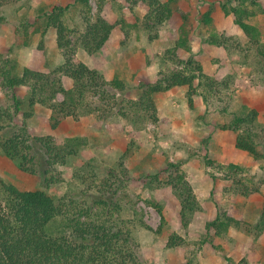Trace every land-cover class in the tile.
<instances>
[{
	"label": "rangeland",
	"instance_id": "1",
	"mask_svg": "<svg viewBox=\"0 0 264 264\" xmlns=\"http://www.w3.org/2000/svg\"><path fill=\"white\" fill-rule=\"evenodd\" d=\"M227 1L173 0L170 17L147 28L142 22L146 8L141 1L89 0L91 15L101 5V14L114 29L100 51L89 54L79 47L77 56L106 80H123L129 90L117 94V100L105 102L86 93L77 112L61 119L54 129L49 108L37 104L28 131L34 136L51 135L60 146L75 144L77 155L54 165L45 178L40 172L22 171L19 160L7 157L0 146V177L21 190H46L62 201L72 219L81 208H94L91 195L112 178V190L120 185L112 199L122 205L121 218L133 229L141 264H264V233L253 236L233 227L213 235V244H200L205 223L219 209L241 207L244 220L254 225L264 206V56L233 22V15L224 13L221 5L228 8ZM237 3L241 2H233ZM55 5L66 8L68 26L83 29L76 0H20L8 5L0 22V67L7 59L18 74L24 67L48 73L61 64L55 30H48L42 42L37 30L39 16ZM261 5L264 8V0ZM242 7L255 12L246 21L260 28L264 41L263 15L248 2ZM207 14L209 23L204 22ZM211 36L220 44H209ZM189 57L214 82L210 93L207 87H199L190 107L187 87H174L154 95L162 122L124 117L127 101L136 97L139 83L155 81L160 68L174 67L178 58ZM62 80L65 88L71 87L69 77ZM0 98H8L1 79ZM245 107L258 111L259 158L237 148L240 131L228 127L232 114ZM125 149L133 153L122 170L117 161ZM168 163L181 165L200 203L187 227L181 223L176 194L161 182ZM111 169L116 177L109 175ZM155 204L163 208L162 226ZM140 216L154 231L139 224ZM173 233L189 243L187 258L180 248L166 246Z\"/></svg>",
	"mask_w": 264,
	"mask_h": 264
},
{
	"label": "trees",
	"instance_id": "2",
	"mask_svg": "<svg viewBox=\"0 0 264 264\" xmlns=\"http://www.w3.org/2000/svg\"><path fill=\"white\" fill-rule=\"evenodd\" d=\"M19 1L0 0V22L4 18V8ZM139 1L145 4L146 14L142 22L147 28L162 24L171 15L170 4L173 0H133V3ZM237 1L241 3L234 5L233 2ZM227 2L228 8L225 4L221 5L224 13L233 15V22L249 38L250 43L256 46L258 54L264 56L260 28L246 21L255 12L242 7L248 2L257 7L264 18L261 0ZM76 3L83 29L79 25L68 26L64 20L66 8L59 5L39 16L41 21L37 30L41 32L40 42L48 30H55L56 44L63 57L61 64L48 73L24 67L22 73L18 74L15 64L7 59L0 67L1 87L8 97L6 101L0 98V146L7 157L19 160L22 171L30 174L40 172L45 178L50 168L56 164H65L70 156L77 155V150L75 144L58 145L51 135H32L28 131V120L33 108L37 104L46 105L51 111L50 126L54 129L61 119L77 112L86 93L96 94L100 101L105 102L115 100L117 94L122 95L129 90L123 80H106L103 73L90 68L77 56L79 47L89 54L100 51L108 41L114 25L101 14V5L91 15L89 0H76ZM210 20L208 14L205 15L204 22L209 23ZM208 42L220 44V40L213 36ZM175 65L160 68L155 81L139 83L136 97L127 101L128 109L122 113L124 117L133 121V118L140 116L154 124L160 123L163 119L158 116L154 100L156 93L185 86L187 103L192 107L193 96L199 87H207L209 93L214 88V82L195 59L178 58ZM64 76L72 80L70 88L63 85ZM202 96L206 100V96ZM232 115L228 127L240 131L236 147L254 158L262 156L256 141L258 111L245 107ZM132 153L133 150H124L117 161L120 169L125 170V160ZM165 172L166 176L161 182L170 186L176 194L181 223L187 227L192 215L200 210L199 200L179 163H168ZM109 175L116 177L115 169H111ZM111 180L106 179L97 186L96 193L91 195L94 208H81L77 218L72 219L62 201L56 200L46 190H21L0 177V264H141L133 229L129 221L121 218L122 205L112 199L120 185L112 190ZM155 208L162 226L165 220L163 208L158 204H155ZM243 214L244 209L241 207L219 209L216 216L205 223L206 233L200 244H213V235L219 236L233 227L253 236L264 233V206L254 225L248 224ZM83 217L88 218L82 221ZM138 220L142 227L154 231L141 216ZM166 246L180 248L184 257H188L189 243L182 236L173 233Z\"/></svg>",
	"mask_w": 264,
	"mask_h": 264
}]
</instances>
